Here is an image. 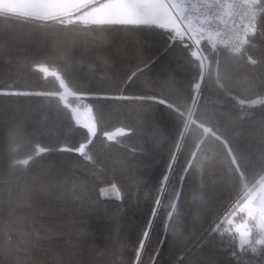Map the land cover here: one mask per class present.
I'll return each mask as SVG.
<instances>
[{"label": "snow or ice", "instance_id": "obj_1", "mask_svg": "<svg viewBox=\"0 0 264 264\" xmlns=\"http://www.w3.org/2000/svg\"><path fill=\"white\" fill-rule=\"evenodd\" d=\"M145 32L154 39L141 40ZM149 43H162L170 57L166 78L134 90L159 56L109 74L126 45L142 57ZM257 45L264 46V0H0V62L15 69L0 79V98L36 101L0 108L7 168L27 173L38 165L33 181L43 190L103 208L119 264H165L166 251L174 255L168 264H264V54H252ZM25 77L36 84L18 83ZM154 110L165 113V127ZM134 137L139 142L130 144ZM161 141L163 167L150 182L138 161ZM15 199L32 206L27 185ZM141 201L142 219L127 236L122 221ZM44 214L17 215L14 207L0 218L5 246L27 264H47L36 253L56 239Z\"/></svg>", "mask_w": 264, "mask_h": 264}, {"label": "trees", "instance_id": "obj_2", "mask_svg": "<svg viewBox=\"0 0 264 264\" xmlns=\"http://www.w3.org/2000/svg\"><path fill=\"white\" fill-rule=\"evenodd\" d=\"M154 38L147 32L141 34V40L151 41ZM162 43H149L144 46L143 56H137V47L128 44L124 49L114 56V64L109 66V74L115 73L117 76L130 72L140 59L148 57H157V64L145 77H141L139 88L134 90H146L148 87V78H166V72L161 69L168 64L170 57L164 56L161 51ZM254 56L264 54V46L257 45L253 49ZM10 69L8 64L0 62V79H6ZM87 71V68H84ZM183 80V77H180ZM20 84H36L35 78L25 77L19 79ZM184 84L178 85L183 87ZM29 104H36V101L28 98H0V108L19 107L26 108ZM153 117L159 121L161 127L168 123L166 115L162 111H153ZM33 116L36 120H42L44 113L37 109ZM117 125L115 120L111 121L110 126ZM134 137L129 143H138ZM25 148L21 147V152ZM166 146L161 141L151 152L143 154L138 161L140 175L154 181L163 167V157L166 154ZM39 166H34L27 173L12 172L7 168V158L0 152V218L8 220L12 208H16L17 215H27L35 217L42 212L43 222L49 228L51 235L56 239L44 242L36 255L47 261V264H119L120 255L118 249V238L112 233L111 221L103 208H92L87 202H81L73 199L61 189L51 187L43 190L40 187V181H33V176L38 173ZM91 184V178L83 177ZM27 185L28 195L31 200V207L19 206L15 199L23 186ZM107 187L106 184L101 185ZM9 191L12 197H9ZM103 199V198H102ZM143 201L140 206L129 204L127 214L122 221L124 233L131 236L138 222L142 219ZM54 229V232L52 231ZM165 264L174 259V255L168 251L162 257ZM0 264H27L20 257H16L11 246H5L4 237L0 236Z\"/></svg>", "mask_w": 264, "mask_h": 264}]
</instances>
